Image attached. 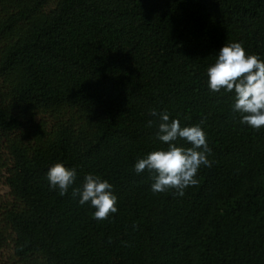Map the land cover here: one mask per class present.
I'll return each mask as SVG.
<instances>
[{
	"label": "trees",
	"instance_id": "obj_1",
	"mask_svg": "<svg viewBox=\"0 0 264 264\" xmlns=\"http://www.w3.org/2000/svg\"><path fill=\"white\" fill-rule=\"evenodd\" d=\"M231 42L264 60V0H0L9 264H264V127L207 85ZM152 109L206 134L212 166L183 196L135 171L166 148ZM56 162L76 170L73 186L88 173L111 183L117 212L98 220L71 187L50 189Z\"/></svg>",
	"mask_w": 264,
	"mask_h": 264
},
{
	"label": "clouds",
	"instance_id": "obj_2",
	"mask_svg": "<svg viewBox=\"0 0 264 264\" xmlns=\"http://www.w3.org/2000/svg\"><path fill=\"white\" fill-rule=\"evenodd\" d=\"M206 75L207 85L213 92L223 89L234 93L232 109L240 114L241 123L257 130L264 127V60L246 53L240 42L227 43L219 49L214 63L206 68ZM150 114L156 120H148L147 126L156 124V138L166 144V148L153 149L138 157L135 171L150 173L153 193L175 190V195L183 196L187 187L198 184L196 176L200 167L212 166L206 134L199 124L181 126L180 120L170 119L166 110L152 109ZM181 139L191 146L178 145L176 141ZM46 175L50 189H58L63 196L71 187V194L78 198L80 205L90 203L95 209L94 218L104 220L117 212L113 185L99 175L85 174L81 184L73 186L76 170L60 162L50 166Z\"/></svg>",
	"mask_w": 264,
	"mask_h": 264
},
{
	"label": "rangeland",
	"instance_id": "obj_3",
	"mask_svg": "<svg viewBox=\"0 0 264 264\" xmlns=\"http://www.w3.org/2000/svg\"><path fill=\"white\" fill-rule=\"evenodd\" d=\"M7 192V186L4 184L3 179H0V194L5 195ZM0 264H9V255L7 250L0 252Z\"/></svg>",
	"mask_w": 264,
	"mask_h": 264
}]
</instances>
